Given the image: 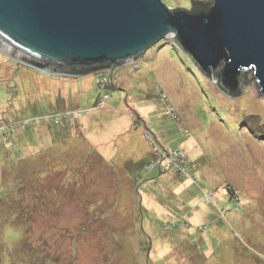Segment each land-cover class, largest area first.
Returning a JSON list of instances; mask_svg holds the SVG:
<instances>
[{
  "label": "rangeland",
  "instance_id": "obj_1",
  "mask_svg": "<svg viewBox=\"0 0 264 264\" xmlns=\"http://www.w3.org/2000/svg\"><path fill=\"white\" fill-rule=\"evenodd\" d=\"M111 68L105 83L0 52V114L62 112L61 127L0 144V264H264V95L253 70L230 97L167 40ZM35 155L42 184L20 189ZM184 165L192 177L178 174ZM19 221L40 257L15 250Z\"/></svg>",
  "mask_w": 264,
  "mask_h": 264
},
{
  "label": "water",
  "instance_id": "obj_2",
  "mask_svg": "<svg viewBox=\"0 0 264 264\" xmlns=\"http://www.w3.org/2000/svg\"><path fill=\"white\" fill-rule=\"evenodd\" d=\"M161 40L204 75L220 72L230 94L253 70L264 95V0H212L193 13L162 0H0V52L46 73L116 70Z\"/></svg>",
  "mask_w": 264,
  "mask_h": 264
},
{
  "label": "trees",
  "instance_id": "obj_3",
  "mask_svg": "<svg viewBox=\"0 0 264 264\" xmlns=\"http://www.w3.org/2000/svg\"><path fill=\"white\" fill-rule=\"evenodd\" d=\"M190 2H191L190 6H188V7H186V6L183 7L182 6V7L188 9L192 13L195 12V11L207 9L209 7V3H207V2H201L199 0H191ZM182 7H177V8H182ZM136 60H138V59H136ZM31 67H33V66H31ZM111 67H112L111 65H102V66H97V67L94 66V68H83L81 70H74L71 73L69 72V74L83 76V75L94 73V74H97V76L99 77L100 74H104V72H106L108 69L111 70L112 69ZM117 67H119V66H117ZM33 68H35V67H33ZM220 75H221L220 72L217 73V77H218L219 83H220ZM207 78H211V77L207 76ZM97 81H99V80H97ZM219 88H221L224 92H226L230 97L232 96V97L238 98V97H240L242 95L241 89H239L237 93H231L230 94L228 91H225V89L220 84H219ZM101 96L102 95L99 96V99L97 100V102L100 101V99L102 98ZM98 107L100 108V110L104 109V107H101L100 105ZM60 113H62V112H51V114H48V113L41 114V113H39L38 115H32V116H28V117H24V115L22 117H20V116L16 117L14 115V113H12V112L8 111L7 109H5L0 114V144H3L4 146L9 147L13 143V140H14L13 138L15 137V135L18 134V132L25 133V131H27L30 126L39 127L40 128L39 130H41V132L43 130H46L47 128H48V130H50L54 125H58V127L59 126L61 127L62 124L60 122L55 121L58 118V117H56V115H58V114L60 115ZM185 132H187V131H185ZM145 137L147 138V134L146 133H145ZM149 139H150V134H149ZM154 149H155L154 153L156 151L163 152V153H165V152L170 153V151H168L166 147L162 148V147H160L157 144H156V146H154L153 150ZM24 157L25 158L19 159V161L16 162L13 165V167H11L10 170L6 167V165H4V166L2 165V169H3L2 172L3 173H4V171L7 172L4 175H8L9 172L12 171V169L17 168L19 166V163L20 164L23 163L24 159H26L24 162L28 161L27 154ZM39 157L40 156L35 155L34 161L31 163L33 167H30V165L28 164V168L30 167L29 168V172L31 171V172L35 173V171H36L35 168L36 169L42 168V167L39 166V162L41 163V161H43V159L36 161ZM0 161H1V158H0ZM155 166H158L159 169H161V165H158V163H156ZM186 172L187 173H185L183 171H180V172H178V174L187 175L188 177H192L193 176V173L191 172L190 169L187 170ZM0 177H1V175H0ZM42 177H44V176H42ZM42 177H41V175H37V173L33 174L31 176V178H30V175H29L28 178H26L24 181L18 182V187H19L20 183H23V186L20 188V189H22L25 186L26 183L30 182V187L32 185V187L34 189H37V187L42 184L40 182L42 180ZM192 179H194V178H192ZM18 187H17V193L20 192V189H18ZM227 189H228V192L231 195V200L236 199V200H238V202H241L239 200L238 194L234 193L235 190L233 188L228 187ZM0 196H1V193H0ZM18 196H19V194H18ZM0 205H1V203H0ZM23 224H24V222H22V221L21 222L19 221V224H17V223L15 224L17 227L21 228L23 236H24L22 238V240L17 242L16 247H14L15 250H23L22 255L24 254L23 257L25 259H27V260H29L28 258L31 257V256H34L35 254H36V256L40 257L38 255V253H36V247L34 248L33 252H32V250H30V247L28 245H30V241H32V240L29 241V238H28V235H30L29 232H28L29 227H27V226H25ZM44 246L45 245H42V247H44ZM24 248H25V251H24ZM23 257H20V255H19L17 258L20 259V258H23ZM11 260L13 261V264H19V261L17 262L16 257H12ZM5 264H10V263H9L8 260H5ZM23 264H26V263L23 262Z\"/></svg>",
  "mask_w": 264,
  "mask_h": 264
},
{
  "label": "built area",
  "instance_id": "obj_4",
  "mask_svg": "<svg viewBox=\"0 0 264 264\" xmlns=\"http://www.w3.org/2000/svg\"><path fill=\"white\" fill-rule=\"evenodd\" d=\"M100 77H101L100 82H102V81H103V82H105V81L107 82V81H108V80H104V79L102 78L101 75H100ZM106 82H105V83H106ZM61 119H62V117H61ZM55 121L59 122V121H58V118H57ZM167 153H168V152H165L164 154L167 155ZM171 156H173L174 158H176L175 160H177V158H178V156H176V154L173 153V152H172V154H168V155H167V157H171ZM157 162H158V161H157ZM158 163L160 164V162H158ZM168 166H169V164H168ZM183 167H184V169H185V171H183V172L187 173V172H186V171H187V166L184 165ZM181 171H182V169H181Z\"/></svg>",
  "mask_w": 264,
  "mask_h": 264
},
{
  "label": "crops",
  "instance_id": "obj_5",
  "mask_svg": "<svg viewBox=\"0 0 264 264\" xmlns=\"http://www.w3.org/2000/svg\"><path fill=\"white\" fill-rule=\"evenodd\" d=\"M129 118H130V117H129ZM125 120H126V119H125ZM131 120H132V119H130V122H131ZM134 120H135V119H134ZM83 123H85V122H83ZM125 126H126L127 128H129V124H128L127 121H126ZM83 130L86 131V132H89V131H90V130L88 129V126H87L86 128L83 127ZM90 132H91V131H90Z\"/></svg>",
  "mask_w": 264,
  "mask_h": 264
},
{
  "label": "bare ground",
  "instance_id": "obj_6",
  "mask_svg": "<svg viewBox=\"0 0 264 264\" xmlns=\"http://www.w3.org/2000/svg\"><path fill=\"white\" fill-rule=\"evenodd\" d=\"M26 64H27V63H26ZM27 65H29V64H27ZM30 66H31V65H30ZM33 67H34V66H33ZM35 69H36V70L39 69L40 71H42V70H41L40 68H38V67H37V68L35 67ZM201 71H202V70H201ZM202 73H203V71H202ZM203 74H204V73H203ZM205 76H206V75H205ZM206 77H207V76H206ZM208 77H209V76H208ZM212 77H213V76H212ZM217 78H218V77H217ZM221 81H222V76L220 75V83H219V84L222 86Z\"/></svg>",
  "mask_w": 264,
  "mask_h": 264
},
{
  "label": "clouds",
  "instance_id": "obj_7",
  "mask_svg": "<svg viewBox=\"0 0 264 264\" xmlns=\"http://www.w3.org/2000/svg\"><path fill=\"white\" fill-rule=\"evenodd\" d=\"M173 42V41H172ZM176 45V44H175Z\"/></svg>",
  "mask_w": 264,
  "mask_h": 264
}]
</instances>
